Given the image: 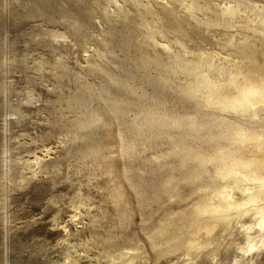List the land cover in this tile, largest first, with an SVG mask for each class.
I'll return each mask as SVG.
<instances>
[{"label":"rangeland","instance_id":"374dc122","mask_svg":"<svg viewBox=\"0 0 264 264\" xmlns=\"http://www.w3.org/2000/svg\"><path fill=\"white\" fill-rule=\"evenodd\" d=\"M225 40L176 0H0V264H264L250 218L177 246L220 182L203 161L234 146L190 132L211 112L172 58Z\"/></svg>","mask_w":264,"mask_h":264},{"label":"bare ground","instance_id":"6f19581e","mask_svg":"<svg viewBox=\"0 0 264 264\" xmlns=\"http://www.w3.org/2000/svg\"><path fill=\"white\" fill-rule=\"evenodd\" d=\"M176 1L197 26L222 29L226 36L222 53H201L196 60L172 55L176 70L188 80L184 94L197 100L199 109L211 112L205 116L208 120L190 118L186 126L196 134L216 130L217 139L228 142L234 149L223 148L220 155L203 161L202 167L207 164L215 169L219 185L208 189L188 213L181 214L177 228L186 231L188 238L182 242L179 238L170 240L178 239L179 248L190 255L198 254L212 246L210 241L201 243V237H211L220 229L227 233L235 224L250 218L252 224L242 223L241 234L249 247L261 250L264 248V63H259L258 58L262 55L264 62V0ZM155 31L159 33L158 29ZM150 40L157 39L153 35ZM168 124L183 128L176 117ZM42 162L36 156V166L41 167Z\"/></svg>","mask_w":264,"mask_h":264},{"label":"clouds","instance_id":"9594fccd","mask_svg":"<svg viewBox=\"0 0 264 264\" xmlns=\"http://www.w3.org/2000/svg\"><path fill=\"white\" fill-rule=\"evenodd\" d=\"M257 250L258 249L256 247L250 246L247 254H251L252 252H256Z\"/></svg>","mask_w":264,"mask_h":264}]
</instances>
